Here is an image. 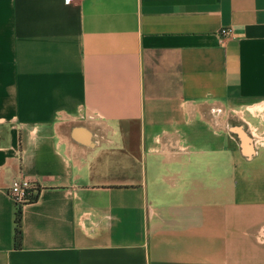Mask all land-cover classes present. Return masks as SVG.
Wrapping results in <instances>:
<instances>
[{
	"label": "crops",
	"instance_id": "1",
	"mask_svg": "<svg viewBox=\"0 0 264 264\" xmlns=\"http://www.w3.org/2000/svg\"><path fill=\"white\" fill-rule=\"evenodd\" d=\"M0 264H264V0H0Z\"/></svg>",
	"mask_w": 264,
	"mask_h": 264
},
{
	"label": "built area",
	"instance_id": "2",
	"mask_svg": "<svg viewBox=\"0 0 264 264\" xmlns=\"http://www.w3.org/2000/svg\"><path fill=\"white\" fill-rule=\"evenodd\" d=\"M219 34L223 38L230 37L231 30L221 29ZM37 190L38 189L30 180L25 178H15L11 181L7 189V195L12 200L16 211L20 210L24 204L34 201L37 197Z\"/></svg>",
	"mask_w": 264,
	"mask_h": 264
},
{
	"label": "trees",
	"instance_id": "3",
	"mask_svg": "<svg viewBox=\"0 0 264 264\" xmlns=\"http://www.w3.org/2000/svg\"><path fill=\"white\" fill-rule=\"evenodd\" d=\"M21 240V231H20V210H16L15 219H14V243L17 246Z\"/></svg>",
	"mask_w": 264,
	"mask_h": 264
}]
</instances>
